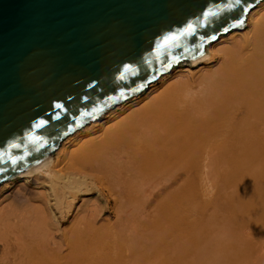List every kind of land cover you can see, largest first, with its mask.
<instances>
[{
  "label": "bare ground",
  "instance_id": "1",
  "mask_svg": "<svg viewBox=\"0 0 264 264\" xmlns=\"http://www.w3.org/2000/svg\"><path fill=\"white\" fill-rule=\"evenodd\" d=\"M157 81L2 184L0 264H264V0Z\"/></svg>",
  "mask_w": 264,
  "mask_h": 264
},
{
  "label": "water",
  "instance_id": "2",
  "mask_svg": "<svg viewBox=\"0 0 264 264\" xmlns=\"http://www.w3.org/2000/svg\"><path fill=\"white\" fill-rule=\"evenodd\" d=\"M262 1L0 0V186L242 30Z\"/></svg>",
  "mask_w": 264,
  "mask_h": 264
},
{
  "label": "rangeland",
  "instance_id": "3",
  "mask_svg": "<svg viewBox=\"0 0 264 264\" xmlns=\"http://www.w3.org/2000/svg\"><path fill=\"white\" fill-rule=\"evenodd\" d=\"M231 40H232V37L230 36V37H227L226 39H225V43L227 44V43H229V42H231ZM209 65H207L206 63H204V64H201L199 67H195V68H193V71H197V70H199L200 68H202V67H204V68H207V69H209V68H212V69H214L215 68V64H211L209 67H208ZM155 84H156V86H161L162 85V83H158V81H156L155 82ZM161 84V85H160ZM147 90V93L150 91V90H148V89H146ZM108 114V113H107ZM106 114V115H107ZM105 117V115L102 117V118H104ZM58 150V149H57ZM56 150V151H57ZM54 154H55V152H54ZM53 154V155H54ZM21 175H23V174H21ZM20 175V176H21ZM25 181L26 180H22V183H25ZM238 182L239 181V179H233V178H229V180H228V191L229 192H231L233 189L231 188L232 186H233V184L235 183V182ZM2 186V185H1ZM0 186V187H1ZM42 188V190L43 189H45V188H43V187H41ZM6 192V193H5ZM2 195H0V209L3 207V206H5V205H8V204H12V203H14V202H17L13 197H9L8 196V194L9 193H11L10 192V190H8V191H5ZM7 192H9V193H7ZM11 196V195H10Z\"/></svg>",
  "mask_w": 264,
  "mask_h": 264
},
{
  "label": "snow or ice",
  "instance_id": "4",
  "mask_svg": "<svg viewBox=\"0 0 264 264\" xmlns=\"http://www.w3.org/2000/svg\"><path fill=\"white\" fill-rule=\"evenodd\" d=\"M237 2H239V0H237ZM189 27H191V26H189ZM185 34H187V33H185ZM175 39H176L175 36L167 37V38L165 39L164 43L167 44L169 41H171V40H175ZM56 107L59 108L60 105H56ZM42 124H43V122H41L40 124H37L36 126H37V127H41ZM13 147H17V145H13ZM12 162L15 163V160H13Z\"/></svg>",
  "mask_w": 264,
  "mask_h": 264
}]
</instances>
